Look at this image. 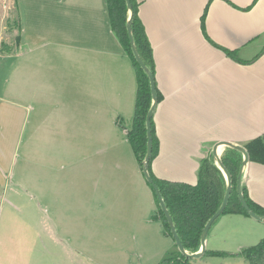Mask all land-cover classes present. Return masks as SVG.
<instances>
[{
  "label": "crops",
  "instance_id": "0c3cea01",
  "mask_svg": "<svg viewBox=\"0 0 264 264\" xmlns=\"http://www.w3.org/2000/svg\"><path fill=\"white\" fill-rule=\"evenodd\" d=\"M15 1L17 43L8 53L0 47V61L14 62L0 103L20 126L8 153L0 143L9 159L1 169L0 264H159L176 250L152 219L154 195L127 139L136 77L105 1ZM228 1L234 7L224 0L138 7L162 96L152 117L151 171L159 179L195 185L214 143L243 146L264 133V53L236 63L200 28L209 2V38L252 60L264 49V0L249 10L253 0ZM242 185L264 208V165L249 161ZM248 238L263 239L264 224L224 215L206 249L238 251L253 244Z\"/></svg>",
  "mask_w": 264,
  "mask_h": 264
},
{
  "label": "trees",
  "instance_id": "16d2710c",
  "mask_svg": "<svg viewBox=\"0 0 264 264\" xmlns=\"http://www.w3.org/2000/svg\"><path fill=\"white\" fill-rule=\"evenodd\" d=\"M104 1L111 31L116 36L123 53L130 60L136 77L137 89L134 103L133 121L131 129L127 132V139L138 164L142 166L146 153L147 142L146 116L152 104L150 83L147 75L136 62L130 48L128 34L126 31L128 11L125 0ZM224 1L233 6L228 0ZM256 1L257 0H253L252 4L245 10L251 9ZM130 2L132 6L131 31L134 39V45L142 63L150 70L154 77L155 63L151 45L145 34L143 24L138 17V7L141 4V0H130ZM208 5L209 2L206 4V7L200 17V28L204 38L212 46L221 50L225 56L232 61L242 65L251 64L264 53L263 49L252 60L245 61L241 60L235 51L228 50L214 43L207 35L205 29V19ZM10 51V48H6L4 44L2 45L1 52L8 53ZM154 85L157 103H159L162 100V96L156 87L155 79ZM152 117L150 120L152 153L148 164V173L166 205L181 244L188 253H195L200 249L201 234L205 224L219 209L223 201L226 189L225 178L216 166L210 150L199 162L197 183L195 185L183 182H173L155 177L151 171V163L158 153V140L155 135V127ZM243 147L248 153L250 162L264 165V133L261 136L248 141L243 145ZM220 158L231 176L232 190L223 213L212 224L209 232L224 215H241L243 217H249L246 211L242 208L237 193V177L242 164V155L238 151L231 148H224ZM147 185L151 188L156 203V211L153 213L152 219L160 222L163 234L173 240L170 227L159 207L158 197L155 194L153 187L149 183H147ZM241 189L243 197L249 208L255 214L264 216V208L251 201L244 185H241ZM174 247L178 256L166 258L162 260L160 264H188L189 261H191L179 254L175 243ZM206 255L240 258L246 264H261L264 259V238L256 245L242 248L238 252L233 253L206 250L202 258Z\"/></svg>",
  "mask_w": 264,
  "mask_h": 264
},
{
  "label": "water",
  "instance_id": "95a60500",
  "mask_svg": "<svg viewBox=\"0 0 264 264\" xmlns=\"http://www.w3.org/2000/svg\"><path fill=\"white\" fill-rule=\"evenodd\" d=\"M125 2H126V8L128 11V18H127V22H126V31L128 34L130 48H131V51L134 55L136 62L139 64L140 68L145 72V74L147 75V77L149 79L150 89H151V97H152V104H151V107H150V109L147 113V116H146V139H147V142H146V153H145V157L143 159L142 166H141L142 174L144 176L145 181L153 187L155 194L158 197L159 207L162 210V212L165 216V219H166V221L170 227L172 238L174 240V243L177 247L179 254L182 255L184 258L189 259V260H199L202 258V256L206 252V239L208 236L209 229L211 228L212 224L217 220V218H219L221 216V214L223 213L225 206L229 200L231 190H232L231 176L221 161L220 157H221L222 152H220V148L222 149V151L224 148H231V149L236 150L239 153H241L242 164H241L240 171H239V174L237 177V193H238L239 202H240L242 208L246 211L249 218L253 219L254 221H256L260 224H264V216H259V215L255 214L249 208V206L247 205V203L243 197V193H242V189H241L242 175H243V171H244L245 167L247 166V164L250 161L249 156H248L246 149L239 144H235V143L229 142V141H218V142L213 144V146L211 148V155L214 159L216 166L218 167V169L221 171V173L223 174V176L225 178V182H226L225 194H224V198H223V201H222L219 209L209 218V220L207 221V223L205 224V226L203 228V231L201 234V240H200V244H201L200 249L195 253H188L184 249L183 245L181 244L179 237L177 235V232L175 230L174 224L172 222V219H171V217L167 211L166 205H165L162 197L160 196L154 182L152 181V179L150 178L149 173H148V164H149V160H150L151 153H152L150 120H151V117H152L153 112L155 110V106L157 105V98H156V94H155L154 77H153L152 73L150 72V70L142 63V61L139 58V55L137 53L136 47L134 45V39H133L132 31H131V18H132L131 2H130V0H125Z\"/></svg>",
  "mask_w": 264,
  "mask_h": 264
},
{
  "label": "rangeland",
  "instance_id": "374dc122",
  "mask_svg": "<svg viewBox=\"0 0 264 264\" xmlns=\"http://www.w3.org/2000/svg\"><path fill=\"white\" fill-rule=\"evenodd\" d=\"M17 12H16V1L15 0H0V47H2V45L4 44L6 46V48H10L12 49L16 43H17V27H18V23H17ZM14 65L13 60H2L0 61V85L2 82L3 78H7L9 77L12 73V71L10 70L11 67ZM7 66H10V68H7ZM12 79L14 80V78L12 77ZM14 113L13 110L4 105V103H0V143H3L5 146H2L1 148V155H3L4 152L8 153V149L9 146H11L16 138V134H18L19 131V123L18 120H10L13 117ZM205 157V156H204ZM203 157V158H204ZM9 159L6 155V157H0V184L3 181V177H2V172L1 169H3L4 167H6V164L8 163ZM62 166L61 170L59 171L60 173H62L63 171V164L60 163ZM140 166V165H139ZM141 167V166H140ZM142 170V169H141ZM244 238V237H242ZM241 238V239H242ZM250 238H248V242H246L247 244L253 243L250 242L251 240H249ZM255 241V240H253ZM259 241V240H258ZM256 242H254L253 244L246 246V247H250V246H254ZM235 246H228L226 248H223V250L221 251H226L227 250H231L229 252H238L241 249H239L238 251L235 250L234 248ZM245 248V247H244ZM207 251H210L211 248L209 247L208 249H206ZM177 257V253L176 251L171 254V255H167L166 258H170V257ZM164 259V258H163ZM140 261H138L137 264H139ZM161 263V262H160ZM159 263V264H160ZM172 264H177V263H172ZM188 264H246L242 259L240 258H230V257H215V256H209L206 255L205 257L199 259V260H191L189 261ZM261 264H264V259L261 262Z\"/></svg>",
  "mask_w": 264,
  "mask_h": 264
}]
</instances>
